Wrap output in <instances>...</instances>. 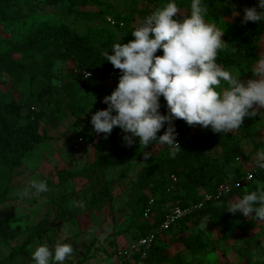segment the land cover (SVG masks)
Segmentation results:
<instances>
[{"label": "trees", "instance_id": "trees-1", "mask_svg": "<svg viewBox=\"0 0 264 264\" xmlns=\"http://www.w3.org/2000/svg\"><path fill=\"white\" fill-rule=\"evenodd\" d=\"M136 1L156 4L164 0ZM188 1L191 4V0ZM204 3L208 7L207 16L215 21L233 17L242 20L243 9L255 6L257 0H204ZM42 6H57L60 14H76L77 17L91 18L102 17L106 12L104 10L92 12L81 8L107 7L102 0H0V27L8 28L6 35H0V162L9 166L11 170L21 167L23 159L35 147L48 141L49 136L39 131V124L43 119L46 118L52 123L56 119L59 120L62 114L71 115L76 123L81 119L86 108L81 104L80 95L87 82H91L97 94H102L106 91L102 84L112 76H120V70L114 69L110 62L105 61L101 53L108 50L111 54L113 43H127L134 39L131 33H128L120 40L119 31L125 28L111 27L107 24V27L91 29L85 34L63 21H41L37 24L19 26L29 16L35 15ZM150 13L151 11L145 12L143 15L146 17ZM111 17L128 25L133 21L130 15L124 18L114 14ZM263 39L264 22L247 24L240 22L233 34L222 38L226 46L218 52L217 62L225 69L235 66L250 79L255 78L253 67L261 61L256 51ZM156 55H162V52L158 50ZM68 63H72L73 69L91 72L92 79L85 81L82 76L74 74L72 69L73 75L69 81L65 85H57L55 81L58 66L63 67ZM2 76H6L11 83V91L4 89L5 81H2ZM62 88L65 90L64 96L58 97L54 94L56 89L62 91ZM14 94H17V98ZM42 101L54 105L55 109L50 114L46 110H36V104ZM160 103V112L165 114L167 108L163 97L160 98ZM174 123L178 133L176 140L181 150L172 158L166 146L153 142V146L146 148L147 152L152 151L153 154L133 179L128 190L127 205L132 214L125 232L130 235L132 241L141 240L152 229L160 227L168 203L179 201L183 206L202 203L200 209L178 223H181L184 229L187 222L195 223L197 229L202 223L205 224L206 230L219 228L223 239L237 232L241 233L242 239H246L254 227L241 213L227 212L228 204L258 188H264V169L258 166L251 170L252 180L241 186H234L229 192L216 198L217 190L229 181L225 166L245 156L241 137L231 132L226 135L212 131L192 133L189 131V125L183 120L177 119ZM163 131L162 128L157 136L163 134ZM123 135V132H118L113 136L112 146L101 160L86 164L77 170H59L56 173L59 191L53 194V198L62 197L61 199L65 201L66 183L69 180L83 179L86 183L82 187L87 188L94 180L98 181L105 172L142 155L145 148L143 149V145L139 146L138 138L137 142L129 147L125 146ZM218 149L220 153L215 155L214 151ZM173 178L176 181H173ZM40 181H45L47 187L50 186L46 178ZM111 185L114 184H108L109 187ZM205 195L214 197L204 200ZM8 197L9 189L0 188V207L7 202ZM151 199L156 202L153 214L146 215L145 210ZM112 200L111 193L94 195L86 208L71 215L67 204L61 202L58 218L64 220L68 215L71 217L84 213H101L108 207L111 214L108 219L111 217L112 222L114 213ZM155 212L157 217L150 221L149 218L155 215ZM109 223L105 222L102 232L111 224ZM23 229L20 219L0 218V241L8 243L14 240L23 233ZM48 231L49 219L46 217L29 229L21 243L11 247L8 255L0 260V264H14L20 259L26 264H31L33 262L31 247ZM204 232L205 230H198L186 237L173 236L170 243L182 244L195 256L215 251L216 243L208 239ZM97 240L98 236H95L86 250V256L78 264H83L93 257L90 252ZM133 256L134 263L119 257L121 264H190L179 253L170 256L167 246L158 239L150 245L144 259H141L139 252Z\"/></svg>", "mask_w": 264, "mask_h": 264}, {"label": "rangeland", "instance_id": "rangeland-1", "mask_svg": "<svg viewBox=\"0 0 264 264\" xmlns=\"http://www.w3.org/2000/svg\"><path fill=\"white\" fill-rule=\"evenodd\" d=\"M167 0L156 4L147 2H137L136 0H102L106 8H81V10H91L92 12L104 10L106 15L98 18L90 16L77 17L76 14L66 15L60 14L58 7L42 6L35 15L29 16L19 26H28L37 24L41 21H63L76 31L85 34L91 29L107 27L105 18L109 15L118 14L121 17L132 16L133 21L119 31V39L124 38L131 33L134 27L145 17L143 13L152 12L156 8L163 7ZM180 9L177 18L181 15H188L190 12V4L188 0H176ZM148 16V15H147ZM208 23H214L218 28L224 31V36L233 34L240 25L241 19L238 17L227 18L215 21L212 17H205ZM8 28L0 27V35H6ZM256 54L264 59V39L259 44ZM259 63L254 65L253 70L256 72ZM72 63L66 66H58V76L56 77L57 85L67 83L72 77ZM227 70L234 72L240 76L242 82L250 79L246 74L241 72L235 66ZM5 81L4 89L12 90V85L6 76H2ZM119 77L112 76L106 80L102 86L106 91L97 94L92 87L91 82H87L85 88L81 92V104L86 110L77 123L69 114H62L59 120L50 123L47 119H43L39 124L41 134L45 133L49 136L46 143L38 145L24 159L23 165L15 170H11L9 166L0 162V188L9 189V197L6 203L0 207V218L2 219H20L23 226V233L14 240L5 243L0 241V260L5 258L10 249L15 244L21 243L27 236L29 229L36 226L46 217L49 219V231L40 239H37L31 247L32 252L39 245H47L54 248L57 243L71 244L74 252L68 257L64 264H78L86 256V250L90 242L95 236H98L97 243L92 248L90 254H93L88 261L83 264H121V260L115 253L117 249L126 248L132 241L130 235L125 232V228L131 219L132 211L128 208V190L136 175L146 164L147 159L142 155L132 159L129 163L119 165L105 172L98 181L94 180L89 187L83 188L86 183L83 179L69 180L66 183L67 198L63 201L62 197L53 198V194L59 191L57 186L58 179L56 173L59 170L71 169L77 170L83 168L86 164H92L101 160L102 156L108 152L112 146V138L122 132L118 127H114L111 134L105 139L103 134H96L90 123L91 115L97 110L105 109L106 104L101 101L115 89L118 84ZM227 87L226 84L221 88ZM63 89V88H62ZM60 90V89H59ZM55 90L58 97L64 96L65 90ZM17 98V94H14ZM36 110H46L50 114L54 109V105H49L46 101L36 104ZM192 133H202L211 131L201 128L199 125L189 126ZM241 137V145L245 152V156L232 164L226 165L229 181L243 183L244 176L247 171L258 167L256 153L264 151V110H261L252 118H245L239 129L231 131ZM220 150L214 151L218 155ZM46 178L50 186L47 192L33 193L29 197L20 198L18 193L22 192L32 180L40 181ZM114 184L110 187L108 184ZM104 193L113 197V221L111 222L110 210L105 208L101 213H84L81 216L70 215L80 209L86 208L92 201V197ZM62 200V201H61ZM67 204L70 215L66 219H59L60 203ZM108 203V204H109ZM155 215L149 218L153 221ZM245 217V216H244ZM246 220L254 227L246 239L241 238V233L230 234L223 239L219 228L210 230L205 229V224H200L199 229L193 222H187L185 229L183 225L177 224L170 230L161 232L158 240L167 246V252L170 256L180 254V256L190 264H264V221H258L253 214L245 217ZM105 222H110L107 229L102 232ZM181 230L189 231L182 233ZM198 230H205L204 235L214 241L215 251L195 256L183 247L182 244H171L173 236L186 237ZM14 264H26L24 260H18ZM31 264H35L33 261Z\"/></svg>", "mask_w": 264, "mask_h": 264}, {"label": "clouds", "instance_id": "clouds-1", "mask_svg": "<svg viewBox=\"0 0 264 264\" xmlns=\"http://www.w3.org/2000/svg\"><path fill=\"white\" fill-rule=\"evenodd\" d=\"M178 13L176 0H167L133 28L134 39L113 43L111 54L108 50L101 53L120 70V76L115 89L101 101L107 107L91 115L96 134L106 139L118 127L124 133L125 146H132L137 138L143 149L155 142L166 146L169 156L175 158L181 150L175 120L226 135L239 129L245 118L264 110V59L255 78L242 82L239 75L217 62L218 52L226 46L224 31L206 21L204 0H191L190 14L177 18ZM248 22H264V0L243 9L241 23ZM158 50L162 55H156ZM222 83L227 87L221 88ZM161 97L166 102L165 114L160 112ZM162 128L163 134L157 136ZM152 154L144 152V159ZM256 158L264 169V151L257 152ZM33 190L47 192V183L32 180L18 195L29 197ZM227 212L245 217L254 213L256 220L264 221V188L229 202ZM73 252L68 243H57L54 248L39 245L32 260L35 264H64Z\"/></svg>", "mask_w": 264, "mask_h": 264}, {"label": "built area", "instance_id": "built-area-1", "mask_svg": "<svg viewBox=\"0 0 264 264\" xmlns=\"http://www.w3.org/2000/svg\"><path fill=\"white\" fill-rule=\"evenodd\" d=\"M105 21L106 24L111 27H120V28L126 27V24L124 22L117 20L111 16L106 17ZM73 71L74 74L82 76L85 81L90 80L93 77L92 73L86 70H79L74 68ZM250 180H252L251 170L246 172V178L244 179L243 183L248 182ZM173 181H176V179L173 178ZM242 184L233 181H228L217 190L215 197L219 198L221 195L229 192L232 189V187L241 186ZM213 197L214 196L205 195L204 200H210ZM155 204H156L155 200L151 199L145 210L146 215L153 214V207ZM201 206L202 203L196 205H185V206H183L179 201L168 203V205L166 206L165 218L162 224L160 225V227L156 229H152L148 233V235L142 238L141 240L131 241L126 248L119 249L116 252L117 257L128 259L131 263H134L135 260L133 254L139 252L141 259H144L147 256V252L150 245L156 239H158L161 232L170 230L179 222L191 216L196 210L200 209Z\"/></svg>", "mask_w": 264, "mask_h": 264}]
</instances>
